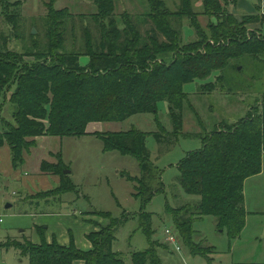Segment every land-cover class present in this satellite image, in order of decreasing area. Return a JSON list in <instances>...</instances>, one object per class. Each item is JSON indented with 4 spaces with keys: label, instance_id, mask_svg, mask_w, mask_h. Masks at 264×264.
Returning <instances> with one entry per match:
<instances>
[{
    "label": "trees",
    "instance_id": "1",
    "mask_svg": "<svg viewBox=\"0 0 264 264\" xmlns=\"http://www.w3.org/2000/svg\"><path fill=\"white\" fill-rule=\"evenodd\" d=\"M147 1L150 10L140 21L125 11L120 26L115 0H93L96 11L92 18L99 35L94 38L87 31L85 44L79 50L65 51L64 48L62 25L70 14L55 8L48 10L47 51L39 53L37 59L47 53L52 56L59 49L65 52L55 58L58 64H40L39 61L37 65L21 69L19 82L11 95V103L17 110V126L4 135L15 168L22 165V152L28 138L83 136L90 122L123 121L134 114L153 113L160 100L168 104L173 134L177 135L182 130L184 105L189 98L184 84L206 80L218 72L217 82L227 85L225 77L231 69L242 72L244 66L253 63L259 66L264 62V17L258 12L232 13L228 6L237 0H201V13L195 12L192 0H180L176 10H170L164 0ZM199 14L210 17L207 32L201 28ZM211 17H215L216 22H212ZM183 19L197 32L196 40L184 44L180 29L174 26ZM150 22L154 33H142L139 23ZM83 54L90 57L88 66L80 62ZM28 55L35 59L34 54H24ZM13 57L18 56L0 48V90L17 71ZM234 80L228 81L234 83ZM102 134L105 150L140 157L141 177L135 185V195L142 201V227L151 240L153 215L144 208L156 193L164 190V184L162 180L157 181L149 164L146 134L136 129ZM203 136L202 148L189 152L180 162L177 178L187 193L200 197L195 207L197 214L216 216L218 225L228 229L232 238H237L245 226L244 182L262 171L264 95L245 117L219 125ZM155 137L160 143L165 141L162 133H156ZM46 166L44 160L43 171L60 175L59 188L64 192L72 190L74 186L65 181L66 175L57 164L51 170ZM123 218L111 217V226L90 232L87 237L92 247L89 249L79 248L74 239L68 245H61L57 240L50 243L42 240L41 244L29 243V246L0 241V249L17 248L21 256L28 257L29 264H75L77 261L128 264L122 252L113 249ZM178 220L184 225L181 236L190 245L192 221H182L181 217ZM149 244L147 249L133 252L129 264H162L156 249L151 242Z\"/></svg>",
    "mask_w": 264,
    "mask_h": 264
},
{
    "label": "rangeland",
    "instance_id": "2",
    "mask_svg": "<svg viewBox=\"0 0 264 264\" xmlns=\"http://www.w3.org/2000/svg\"><path fill=\"white\" fill-rule=\"evenodd\" d=\"M164 1L170 10L180 6V0ZM192 1L195 12L201 13V0ZM50 8L70 14L62 25L65 51L81 49L87 31L94 38L99 35L92 18L96 11L93 0H0V48L18 56L13 57L17 71L0 90V241L29 246L47 241V236L52 242L69 234L71 241L74 238L77 244H83L88 239L86 232L111 226V217H124L113 249L122 252L128 264L131 254L147 249L150 242L162 264H264V156L262 171L244 182L245 226L237 238L218 225L216 216L198 215L195 207L200 197L187 193L177 178L180 162L189 152L202 148L203 135L219 125L240 120L262 101L264 62L244 66L242 72L231 69L225 77L227 85L217 82L218 72L206 80L184 84L189 98L184 105L182 130L177 135L173 134L168 104L160 100L153 113L134 114L123 121L90 122V129L95 127L99 131H87L83 136L28 138L22 165L14 167L4 135L17 126V110L11 103V95L21 69L39 63L58 64L55 58L65 52L59 49L52 56L47 53L37 59L39 53L47 51L46 17ZM149 10L147 0H115L120 26L123 12L140 21ZM198 20L207 32L210 17L199 14ZM211 21L216 22V18L211 17ZM181 23L178 21L174 26L180 29L183 44L196 40L197 32L189 21L183 19ZM139 28L142 33H154L151 22L139 23ZM26 53L34 54L35 59L24 56ZM80 62L88 66L90 57L83 54ZM231 78L234 83L228 81ZM131 129L146 134L149 164L157 181L164 184V190L156 193L144 208L153 215L151 240L142 227V201L135 195V185L141 177L140 157L107 151L101 140L102 133ZM156 133H162L165 141L158 142ZM44 160L49 170L56 164L60 167L65 181L74 186L72 190L65 193L58 187L60 175L42 170ZM8 204L11 206L7 207ZM180 217L182 221H192L190 245L181 236L184 225L178 220ZM167 228L176 233L180 251L166 241ZM36 239L41 242H34ZM0 264H29V259L21 256L17 248H1Z\"/></svg>",
    "mask_w": 264,
    "mask_h": 264
},
{
    "label": "crops",
    "instance_id": "3",
    "mask_svg": "<svg viewBox=\"0 0 264 264\" xmlns=\"http://www.w3.org/2000/svg\"><path fill=\"white\" fill-rule=\"evenodd\" d=\"M200 4H201V1H200ZM228 9H229V11H231L232 13H234L236 15L254 14V13L258 12L260 14V16L264 17V0H237L234 3L231 2L228 6ZM263 28H264V25L262 27V31H263ZM90 124H88V126H87L88 132L99 131V130H96L95 127L90 129ZM60 180H61V178H60ZM41 226H44V225H41ZM37 227H40V225H37ZM94 230H95V228L91 229L90 231L86 232L85 234L88 235L90 232H92ZM67 235L65 234L61 239H57V242L60 243L61 245L69 244V242L71 241V238H70L71 236L69 234H67ZM47 241L49 243L51 242L49 236H47ZM34 242L39 243L41 241H40V239H38V240L36 239ZM74 242L79 248L84 247L83 249H89L92 247V243L89 241V239H86V241L83 242V244H77L76 240ZM75 264H83V262L77 261V262H75Z\"/></svg>",
    "mask_w": 264,
    "mask_h": 264
},
{
    "label": "built area",
    "instance_id": "4",
    "mask_svg": "<svg viewBox=\"0 0 264 264\" xmlns=\"http://www.w3.org/2000/svg\"><path fill=\"white\" fill-rule=\"evenodd\" d=\"M0 221H2V219H0ZM165 234H166V241L169 244L175 245L176 250L180 251L181 248H180V245L178 243V238H177L176 233L172 229L167 228L165 230Z\"/></svg>",
    "mask_w": 264,
    "mask_h": 264
},
{
    "label": "water",
    "instance_id": "5",
    "mask_svg": "<svg viewBox=\"0 0 264 264\" xmlns=\"http://www.w3.org/2000/svg\"><path fill=\"white\" fill-rule=\"evenodd\" d=\"M67 172H69V170L65 171V173H67ZM10 206H11V204H8V205H7V207H10Z\"/></svg>",
    "mask_w": 264,
    "mask_h": 264
}]
</instances>
